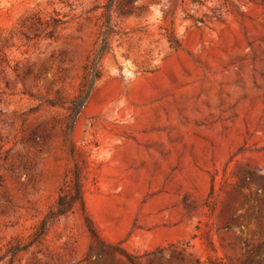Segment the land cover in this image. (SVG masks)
<instances>
[{
	"label": "rangeland",
	"instance_id": "374dc122",
	"mask_svg": "<svg viewBox=\"0 0 264 264\" xmlns=\"http://www.w3.org/2000/svg\"><path fill=\"white\" fill-rule=\"evenodd\" d=\"M107 2L0 0V264H123L85 217L132 255L264 264V0H113L72 119Z\"/></svg>",
	"mask_w": 264,
	"mask_h": 264
},
{
	"label": "trees",
	"instance_id": "16d2710c",
	"mask_svg": "<svg viewBox=\"0 0 264 264\" xmlns=\"http://www.w3.org/2000/svg\"><path fill=\"white\" fill-rule=\"evenodd\" d=\"M113 0H108L106 4V22L105 28L101 33L100 46L97 50L94 58L91 62L88 78L85 83V89L81 90L80 95L76 99L70 102L72 113V119L79 113L80 108L86 102L89 93L95 80L100 76L99 74V63L102 56L109 50L108 37L111 33V26L109 21L108 10L111 6ZM50 27L56 28L58 25L62 24V21L57 18H51ZM70 131V128H69ZM73 156V150H70ZM75 206L83 208V196H82V181L81 173L77 164H74V168L71 174L69 184L58 196L55 204V209L50 213L51 217H66L69 215ZM85 225L90 234L92 244L95 245L96 249L108 259H112L114 256L119 257L123 264H187L192 258L193 254L189 249L188 245H177L170 244L168 246L156 248L154 251L148 252L142 256L132 255L117 245L108 244L101 239L96 229L93 227L92 223L85 217ZM91 250V246L89 248ZM194 264H200L199 259H194ZM208 264H220L216 261H207ZM260 262H257L259 264ZM192 264V263H189ZM244 264V263H243Z\"/></svg>",
	"mask_w": 264,
	"mask_h": 264
}]
</instances>
